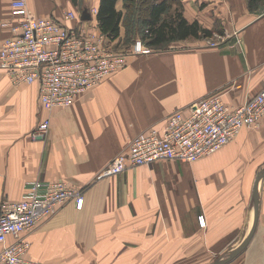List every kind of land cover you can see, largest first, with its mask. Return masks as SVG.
<instances>
[{
  "label": "crops",
  "instance_id": "0c3cea01",
  "mask_svg": "<svg viewBox=\"0 0 264 264\" xmlns=\"http://www.w3.org/2000/svg\"><path fill=\"white\" fill-rule=\"evenodd\" d=\"M13 1L0 0V48L10 36L3 24L12 19ZM27 2L41 18L61 19L65 10L82 14L75 0ZM181 2L189 22L223 36L220 46L189 39L170 50L132 55L124 69L71 107L46 111L37 83L15 84L0 69V202L20 201L26 185L37 180L63 181L85 199L82 209L70 201L25 234L28 258L44 264H178L197 256L212 264L252 231L254 188L264 171V118L196 162L162 160L99 177L136 136L162 130L173 112L214 93L241 106L263 88L264 0ZM91 4L97 7L99 0L83 7ZM46 116L50 134L36 139L32 133ZM258 210L250 243L226 264H264V177Z\"/></svg>",
  "mask_w": 264,
  "mask_h": 264
},
{
  "label": "built area",
  "instance_id": "2783aa9c",
  "mask_svg": "<svg viewBox=\"0 0 264 264\" xmlns=\"http://www.w3.org/2000/svg\"><path fill=\"white\" fill-rule=\"evenodd\" d=\"M77 19L76 11L66 12L63 20L67 24L39 18L29 9L27 0H14L12 19L3 24L10 27V36L0 48V69L15 84L37 83L41 106L49 111L71 107L81 94L124 69L130 56L148 52L138 41L127 55L123 49L114 48L101 32L68 24ZM208 45L214 48L218 44ZM263 118L264 85L239 108L228 106L220 96L202 98L171 114L162 130L151 128L136 136L129 150L118 154L99 177L162 160L196 162L231 143L243 128L259 127ZM51 125L50 118L42 119L33 137L45 139ZM70 201L82 209L83 191L63 181L37 180L26 185L20 201L0 202V264H44L28 258L31 243L25 234Z\"/></svg>",
  "mask_w": 264,
  "mask_h": 264
},
{
  "label": "trees",
  "instance_id": "16d2710c",
  "mask_svg": "<svg viewBox=\"0 0 264 264\" xmlns=\"http://www.w3.org/2000/svg\"><path fill=\"white\" fill-rule=\"evenodd\" d=\"M119 1L99 0L97 6L96 25L111 41L120 39L124 28L127 32L132 16L143 27L141 35L134 33L133 38L140 35L153 50L166 48L175 42L214 35L212 30L204 28L199 22H189L185 18L181 0H123L125 10L118 9ZM131 39L129 36L125 41L128 43Z\"/></svg>",
  "mask_w": 264,
  "mask_h": 264
},
{
  "label": "rangeland",
  "instance_id": "374dc122",
  "mask_svg": "<svg viewBox=\"0 0 264 264\" xmlns=\"http://www.w3.org/2000/svg\"><path fill=\"white\" fill-rule=\"evenodd\" d=\"M92 1H95V0H75V3H76V7L78 6L79 8V11H82L81 13L82 14H80V17L78 16V19L77 20H75V21H73L72 22V24H73V26H74V23L75 22H77V25H75L74 27L75 28H80L81 27V29L82 28H85L86 30H89V31H93V32H99L100 33V30H99V27L96 25V20H95V16H96V14H93L92 13V9L93 8H96L97 9V7L96 6H94V5H90V6H87V7H83V4L85 3V2H87V3H92ZM122 1V2H121ZM121 2V3H120ZM119 8L121 9V10H125V8H124V3H123V0H120L119 1ZM69 11H71V10H65L63 13H62V18L61 19H58V18H55V16L54 17H48V18H52V19H55V20H57V21H61V22H64L65 24H67L63 19L65 18V14H66V12H69ZM85 11H87V12H89L90 14H91V19H89V20H83V14H84V12ZM36 16V15H35ZM37 17V16H36ZM39 18H41V17H39ZM79 22V23H78ZM129 24V26L127 27V32H126V29L124 28V30H123V32H122V35H121V37H120V39L121 40H119L118 41V43H117V40H115V41H111L107 36H105V38L108 40V42L112 45H114L113 47L114 48H119V49H123L124 51H126V54L127 55H129V54H131L132 53V49H133V47H134V45L138 42V41H140L144 46H145V48L146 49H148V52L147 53H145V54H136V55H147V54H151L153 51H157V50H153L151 47H149V46H147L146 45V43L142 40V38H140L139 36L141 35L140 33L142 32V30H143V27H142V25H141V23L137 20V18L135 17V16H132L130 19H129V22H128ZM68 24H71V22H69ZM125 27V26H124ZM126 32V33H125ZM102 33V32H101ZM134 33H139L140 35L139 36H136V37H134L133 38V34ZM103 34V33H102ZM129 36H131L132 37V39H131V41H129L128 43L126 42L127 40H128V38H129ZM126 40V41H125ZM200 40V39H199ZM204 40L205 41H207V44L209 43V42H211V43H213V42H215V43H217L219 46H220V43H223L224 42V38H223V36L221 37V36H212V37H209V38H204ZM176 43H180V42H175V43H172V44H170V45H168L166 48H162V49H159V50H165V49H168V50H170V49H172L173 47H176ZM239 50H240V48H239ZM4 72V71H3ZM210 96H220L222 99H223V101L225 102V100H224V98H223V95L222 94H220V93H214V94H210V95H207V96H205V97H202V98H207V97H210ZM202 98H200L199 100H201ZM251 99V98H250ZM249 99V100H250ZM198 100V101H199ZM248 100V101H249ZM247 101V102H248ZM197 102V101H196ZM226 103V102H225ZM227 104V103H226ZM245 104V103H244ZM243 104V105H244ZM228 106H230L229 104H227ZM243 105H241V106H243ZM241 106H237V107H234V106H230V107H232V108H239V107H241ZM183 109V108H182ZM185 109V108H184ZM46 111H48L49 112V110H47V109H45ZM180 110V109H179ZM178 111V110H177ZM176 112V111H175ZM175 112H173V113H175ZM169 117V116H168ZM45 118H50V117H48V116H46ZM51 119V118H50ZM244 129V128H243ZM242 129V130H243ZM246 129H249V130H252V129H256V128H246ZM148 131V130H147ZM146 132V131H145ZM49 136V135H48ZM47 136V137H48ZM42 140V139H41ZM220 257V256H219ZM218 257V258H219ZM222 257V256H221ZM199 258L197 257V256H189L188 257V262H182V263H178V264H207V262L205 261V262H202L201 260H198ZM213 263V262H212Z\"/></svg>",
  "mask_w": 264,
  "mask_h": 264
},
{
  "label": "water",
  "instance_id": "95a60500",
  "mask_svg": "<svg viewBox=\"0 0 264 264\" xmlns=\"http://www.w3.org/2000/svg\"><path fill=\"white\" fill-rule=\"evenodd\" d=\"M91 19V14L87 11L84 12L83 14V20H89ZM264 177V171H262L258 178L257 181L255 183V188H254V199H255V208H256V218H255V222H254V226L252 231L250 232L249 236H247V238L241 243V245L239 247H237L235 250H233L225 259H221L218 260L212 264H226L228 262H230L232 259H234L235 257H237L240 253H242L244 251V249L248 246V244L250 243L252 236L254 234V231L256 229V225L258 223V215H259V210H258V206H259V183L260 180Z\"/></svg>",
  "mask_w": 264,
  "mask_h": 264
},
{
  "label": "bare ground",
  "instance_id": "6f19581e",
  "mask_svg": "<svg viewBox=\"0 0 264 264\" xmlns=\"http://www.w3.org/2000/svg\"><path fill=\"white\" fill-rule=\"evenodd\" d=\"M227 258V257H226ZM225 259V258H224Z\"/></svg>",
  "mask_w": 264,
  "mask_h": 264
}]
</instances>
